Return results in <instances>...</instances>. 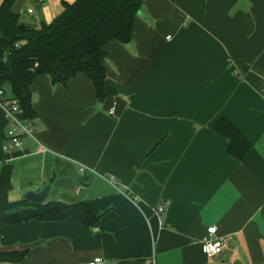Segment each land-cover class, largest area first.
Masks as SVG:
<instances>
[{
	"label": "crops",
	"instance_id": "crops-1",
	"mask_svg": "<svg viewBox=\"0 0 264 264\" xmlns=\"http://www.w3.org/2000/svg\"><path fill=\"white\" fill-rule=\"evenodd\" d=\"M30 1L13 9L39 26L73 0ZM103 66L115 95L102 101L83 73L66 86L32 81L36 140L16 156L0 107L8 199L50 185L45 202L84 201L98 224L3 225L0 250H26L17 264H264V0H144ZM221 117L251 143L242 160L213 128ZM212 225L224 246L208 258Z\"/></svg>",
	"mask_w": 264,
	"mask_h": 264
},
{
	"label": "trees",
	"instance_id": "trees-1",
	"mask_svg": "<svg viewBox=\"0 0 264 264\" xmlns=\"http://www.w3.org/2000/svg\"><path fill=\"white\" fill-rule=\"evenodd\" d=\"M144 0H73L62 2V10L50 22L39 26L24 22L13 9L16 0H0V89L15 99L22 117L33 121L30 84L42 75L53 85L66 86L78 73L85 74L102 101L115 95L106 84L103 66L105 45L110 41L128 43L134 20ZM214 130L227 140V153L242 160L250 141L227 118L221 117ZM21 152H11L16 156ZM12 165L0 169V226L29 221H73L89 229L99 222L86 202H32L25 198L10 201ZM27 251L0 250V264H17Z\"/></svg>",
	"mask_w": 264,
	"mask_h": 264
},
{
	"label": "built area",
	"instance_id": "built-area-1",
	"mask_svg": "<svg viewBox=\"0 0 264 264\" xmlns=\"http://www.w3.org/2000/svg\"><path fill=\"white\" fill-rule=\"evenodd\" d=\"M27 12L31 13L32 10L28 9ZM0 107L4 111L8 128L6 140L3 146L4 151L7 153L23 152L22 145L24 139L36 140L35 128L32 121L22 117V111L16 100L5 96L3 90L1 89ZM37 150L44 151L45 147L38 142ZM164 204L168 205V201H165ZM164 210V205L160 203L156 206L155 212L161 214ZM215 232L216 227L214 225L208 226L206 228V237L202 241V250L208 258L217 257L221 253L224 246V239L216 236ZM90 264H106V262L101 256H95Z\"/></svg>",
	"mask_w": 264,
	"mask_h": 264
},
{
	"label": "water",
	"instance_id": "water-1",
	"mask_svg": "<svg viewBox=\"0 0 264 264\" xmlns=\"http://www.w3.org/2000/svg\"><path fill=\"white\" fill-rule=\"evenodd\" d=\"M140 14L141 11H138V15ZM49 189L50 185H46L39 191L29 190L24 194V198L32 202H43L47 198Z\"/></svg>",
	"mask_w": 264,
	"mask_h": 264
},
{
	"label": "rangeland",
	"instance_id": "rangeland-1",
	"mask_svg": "<svg viewBox=\"0 0 264 264\" xmlns=\"http://www.w3.org/2000/svg\"><path fill=\"white\" fill-rule=\"evenodd\" d=\"M16 2H17L19 5H22L24 9L27 8L28 6H32V3H31L30 0H16ZM20 15H21V17H23V16H27V14H26V15H23V14H21V13H20Z\"/></svg>",
	"mask_w": 264,
	"mask_h": 264
}]
</instances>
